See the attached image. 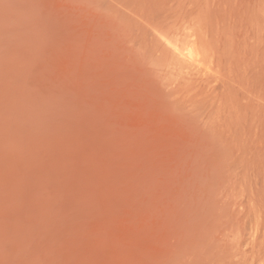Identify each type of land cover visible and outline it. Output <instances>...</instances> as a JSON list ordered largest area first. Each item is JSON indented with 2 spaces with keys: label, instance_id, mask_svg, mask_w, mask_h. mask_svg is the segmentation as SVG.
<instances>
[{
  "label": "rangeland",
  "instance_id": "rangeland-1",
  "mask_svg": "<svg viewBox=\"0 0 264 264\" xmlns=\"http://www.w3.org/2000/svg\"><path fill=\"white\" fill-rule=\"evenodd\" d=\"M0 264H264V0H0Z\"/></svg>",
  "mask_w": 264,
  "mask_h": 264
},
{
  "label": "bare ground",
  "instance_id": "bare-ground-1",
  "mask_svg": "<svg viewBox=\"0 0 264 264\" xmlns=\"http://www.w3.org/2000/svg\"><path fill=\"white\" fill-rule=\"evenodd\" d=\"M190 49H191V48H190ZM190 49H189V50H190ZM191 50H192V49H191ZM191 50H190V51H191ZM186 51H187V50H186ZM188 52H189V51H188ZM185 53H186V52H185ZM185 55H186V54H185ZM188 56H189L190 58L193 57V52H189Z\"/></svg>",
  "mask_w": 264,
  "mask_h": 264
}]
</instances>
